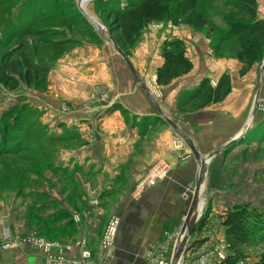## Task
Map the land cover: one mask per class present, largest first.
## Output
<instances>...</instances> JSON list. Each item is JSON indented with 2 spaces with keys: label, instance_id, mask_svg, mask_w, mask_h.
<instances>
[{
  "label": "crops",
  "instance_id": "crops-1",
  "mask_svg": "<svg viewBox=\"0 0 264 264\" xmlns=\"http://www.w3.org/2000/svg\"><path fill=\"white\" fill-rule=\"evenodd\" d=\"M185 37L187 54L193 61V77L185 79L186 87L194 88L206 75H215L217 81L226 71L231 77V91L223 100L194 111H180V120H175L166 106L161 107L197 149L208 154L240 132L247 133L255 82L251 83L249 71L237 74V59L233 57L217 59L216 64L210 61L206 38L192 31ZM71 53L50 65L47 85L43 82L45 87L35 88V97L23 98L25 107H35L41 113L40 124L30 126L32 137L27 134L24 139L25 144L33 139V145L24 146L21 152L49 166L45 173L41 167L37 169L53 201L49 207H37L41 213L49 209L48 226L30 231L36 227L23 222V213L30 212L29 203L36 196L39 200L35 201L41 203V185L37 193L33 188H18L15 192L20 195L12 196L20 201L9 200L8 204L1 199L0 241L6 218L18 244L0 252V264L83 263L84 247L90 251L84 264H154L159 257L174 253L199 164L186 141L165 121L152 116L153 102L111 47L88 46L87 51L76 47ZM128 56L143 79L147 80L149 71L150 75L155 72L153 63H138L135 56ZM231 64L236 71L230 70ZM182 90L185 92L184 87ZM250 123L251 130L260 124L264 130V112L256 108ZM255 140L264 141V136ZM225 153L221 151L208 162L205 185L209 191L213 186L219 188L220 175L226 178ZM159 168L163 172L155 175ZM25 173L20 174L25 177ZM229 183L228 179L220 187ZM30 214L45 220L42 215ZM108 216L117 217L119 223L112 247L106 250L102 237ZM60 218L65 220L56 223ZM210 225L192 238L209 236ZM42 236L53 243L47 251L41 245Z\"/></svg>",
  "mask_w": 264,
  "mask_h": 264
},
{
  "label": "rangeland",
  "instance_id": "rangeland-1",
  "mask_svg": "<svg viewBox=\"0 0 264 264\" xmlns=\"http://www.w3.org/2000/svg\"><path fill=\"white\" fill-rule=\"evenodd\" d=\"M130 1L132 0H80V3L83 9L111 34L110 24L114 17V10L126 6ZM181 1L183 0L170 1L169 15L159 20L146 22L133 44L117 43L128 58V55L135 56L138 63L145 62L146 64L153 63V65H156L155 72L150 75V71L148 70L149 74L146 75L147 80H143L158 104L160 103V107L162 105L166 106V109L171 112L175 120H180L182 117L180 111L186 110V112H190L198 108V104L204 94V89L208 85H215L217 82L215 75H206L200 79L194 88L185 86V79L193 77L191 72L193 61L187 54V45L189 43L185 34L188 31H192L193 34H199L200 37L206 38L208 41L204 46L206 45L207 47V57L216 64L219 59H231V57L237 59L236 54L239 51V42L236 37L228 38L227 32L230 29V24L235 20L252 21L244 7L243 2L245 0H198L197 11L204 16L206 24L202 28L197 29L187 23L181 22L180 19L184 17L181 7L178 8ZM78 2L79 0H0V117L6 111L10 109L14 111L19 105H23V101H25L23 98L25 96L35 97V87L41 81L47 85L48 78L46 81V75L50 65H55L57 61H62L65 56H70L76 47L79 50L84 49L87 51L88 46L100 48L103 45H108L123 60L111 41L105 35L98 32L83 17L78 7ZM254 9L256 16L264 20V0H256ZM176 17L178 19L174 20ZM117 34L118 32H114L111 35L115 39ZM179 48L184 49L185 56L191 61V70L173 78L167 85L159 86L156 83V70L163 62V50L177 52ZM263 55L264 47L261 60L246 69L244 68L246 64L237 59V74L243 76L249 71L251 83H256V72ZM231 65L230 70L236 71V66ZM243 68L244 71L242 72ZM28 71L30 72V79L24 77V74ZM224 73L227 72L225 71ZM2 75H9L12 80L2 81ZM204 82L205 85L203 87ZM45 85L42 83L41 86L45 87ZM183 87L185 92L182 90ZM199 92L201 95L196 96ZM263 92L264 70L260 80L257 105V109L259 108L261 112H264ZM17 102H20V104H17ZM154 110V115L152 116L164 121L155 106ZM18 111L11 114L10 117L1 118V125L3 126L1 129L3 131L0 133V141H3L5 148L14 145L13 148L15 149L16 147H28V145H33L34 143L33 139H31L25 144L24 139L27 134L32 137L30 126L40 124L41 119H39V116L41 113H37L38 110L35 107L29 106L28 108L27 106L21 112L20 117L16 119ZM28 126L29 128L27 129ZM252 126L251 123V129ZM250 128L248 127L246 129V131L248 130L247 133L243 134L237 142L233 143L225 153L227 154V158L225 157V159L228 160V165L225 169L226 178L220 175L218 177L219 188L213 186L211 191L207 190L205 185V195L201 198L202 204L199 209L200 214L197 227L200 223L203 224L201 228L195 230L190 242L192 243L194 239L192 237L199 236L202 232L200 230L206 223H211L208 229L210 235L204 236L206 238H197L194 242L195 244L193 243L189 247L193 250L197 249L200 245L206 246L216 258L212 257L213 264H225V259L219 258L218 253H216L221 249L225 250L227 256L232 254L225 241V228L222 221L223 213L238 202H247L250 204L251 209L260 214L259 224L263 229L255 232L241 246L243 256L235 264H264V141L258 142L255 140L256 136H264V130L263 124H260L255 130H251ZM15 149L0 151V200L4 199L5 203L10 204L9 200H13V202L19 200L14 199L12 196L20 195L15 192L18 188H33L34 193H37L41 185V192H44L43 195L39 196L41 203L35 201L39 200V198L37 199L38 196L35 197L33 202L38 205L37 207L39 205L49 207L48 205L53 201L51 202V199L48 198V187H46L43 181L44 176H40L37 173L39 167H41L39 169L44 171V173L49 171L48 164L32 156H27L23 152L22 155H15ZM22 172L23 174L26 172V181H24L25 177H22L20 174ZM162 172V168L154 170L155 175L157 173L159 175ZM31 177L34 179H31ZM228 179L230 183L221 188L220 184L223 186L224 182ZM46 197L48 199L42 200ZM37 207L34 211L30 210L29 214H27L28 211L23 213L25 220L30 221L23 222L36 227L35 229L29 228L30 231L40 229L39 225L46 227L49 223L46 221L50 219L49 209L41 213L40 210H37ZM30 213L42 215V218L45 220L41 221L33 218ZM112 217L108 216L106 218L104 231H106L109 220ZM62 220H65V218H60L56 223ZM251 220L252 218H250ZM36 221L38 224H36ZM177 233L179 235V232ZM41 238L45 242H48L45 239H50L45 236ZM102 246L106 250L109 249L104 244ZM188 250L189 248L185 251V254ZM171 256L159 257L154 264H157L161 258L170 261Z\"/></svg>",
  "mask_w": 264,
  "mask_h": 264
},
{
  "label": "trees",
  "instance_id": "trees-1",
  "mask_svg": "<svg viewBox=\"0 0 264 264\" xmlns=\"http://www.w3.org/2000/svg\"><path fill=\"white\" fill-rule=\"evenodd\" d=\"M170 1L172 0H132L126 6L114 10V17L110 24V32L111 34L118 32L119 35L117 34L115 41L117 43L124 42L128 45L133 44L146 22L159 20L170 14ZM197 2L198 0H183L179 3L178 8L181 7V12L184 14V17L180 19L181 22L187 23L198 29L206 24V20L204 16L197 11ZM255 3L256 0H245V2H243L252 21L235 20L230 24V29L227 32L228 38L236 37L238 39L239 51L236 54V58L240 62L246 64L244 67L245 69L261 60L264 47V20L256 16V11L254 9ZM177 19L178 17L174 20ZM162 57L163 62L156 70V83L159 86L167 85L173 78L190 71L192 68V63L185 56L183 48H179L177 52L163 50ZM29 73V71L25 73L24 77L30 79ZM9 79L12 80L9 75H2V81L6 82ZM42 83L43 81L35 88L40 87ZM204 85L205 82L203 83V87ZM230 91L231 77L228 73H223L220 75L215 85H208L204 89V94L198 107L201 108L217 103L223 100ZM200 95L201 93L199 92L196 96ZM18 103L20 104V102H17V104ZM19 107L14 111L12 109L6 111L3 116L0 117V133L3 131L1 129L3 128L1 125V118L10 117L11 114L19 110L16 115V119H18L25 105H19ZM14 146L5 148L3 141H0V151L15 149L13 148ZM23 150V147L22 150L21 147H16L15 154L19 152L22 153L21 151ZM29 204V210H35L38 206L33 201ZM250 218H252L251 221ZM259 222L260 214L254 209H251L250 204L247 202H238L223 213L222 224L225 228L224 237L228 249L232 252V254H229L225 258V264H235V262L243 256L241 246L245 244L255 232L263 229ZM202 224L203 223H200L197 228H201Z\"/></svg>",
  "mask_w": 264,
  "mask_h": 264
},
{
  "label": "water",
  "instance_id": "water-1",
  "mask_svg": "<svg viewBox=\"0 0 264 264\" xmlns=\"http://www.w3.org/2000/svg\"><path fill=\"white\" fill-rule=\"evenodd\" d=\"M78 7L80 9V12L82 13L83 17L101 34L105 35L113 44L116 51L121 55L125 63L127 64L128 68L130 69L132 75L134 76L135 80L139 83L141 89L144 91V93L148 96V98L153 102L154 106L156 107L158 113L161 115V117L164 119V121L170 125L175 132H177L189 145L194 157L196 158L198 164H199V172H198V178L196 181L194 194L192 197L191 205L189 207L188 212L186 213L183 224L181 226V230L179 233V236L176 241V246L174 249V253L171 258V264H177L182 253L184 252L186 245L197 229V223L199 220V209L202 204V196H204V187H205V180H206V174H207V166L210 159L217 154H219L221 151H227V149L235 142L239 140V138L242 136L243 132H240L238 135L232 137L225 143H223L219 148L215 149L214 151L203 154L201 153L193 141L185 134V132L177 125V123L171 119L169 116L165 114V112L161 109L160 105L156 101V99L153 97L151 92L148 89L147 84L143 80V78L140 76L130 59L127 57V55L123 52V50L119 47L115 39L112 37V35L106 31L91 15H89L81 6L80 0L78 2ZM264 70V55L262 58V61L260 62V65L257 69V76H256V83H255V90H254V97L252 101V107L250 111V117L249 122L247 126H249L252 121V118L255 114V110L258 105L259 100V87H260V80L262 76V72ZM246 132V131H245Z\"/></svg>",
  "mask_w": 264,
  "mask_h": 264
},
{
  "label": "built area",
  "instance_id": "built-area-1",
  "mask_svg": "<svg viewBox=\"0 0 264 264\" xmlns=\"http://www.w3.org/2000/svg\"><path fill=\"white\" fill-rule=\"evenodd\" d=\"M181 141H182L181 138L178 139V141H177L178 145H180ZM148 183L152 184L153 183L152 179H149ZM2 221H3L2 222L3 229L1 231L0 252L5 250V249L14 248L18 244V239L12 236L11 226H9V220L4 218ZM118 223H119V219L117 217H112L109 220L106 231H104V233H103L102 244H104V246L108 247L109 249L112 246L115 231L117 230ZM178 236L179 235L177 234V238H178ZM190 240H192V239H189V241L186 245V248H185L184 252L182 253L177 264H213L212 263L213 258L214 259H216V258L214 257L212 251H209L207 249V247L204 245H200L197 247V249L191 250V248L189 246H191L195 242V240H197V239H193L192 243L190 242ZM41 243H42L41 245L43 246L44 250H46V251L49 249L50 246L53 245V243L45 242L43 240ZM78 245L81 246V243H79ZM188 248H189V250L185 254V251ZM109 249H107V250H109ZM216 253H218V257L221 259H225V257L227 256V253L225 252L224 249H221L220 251H218ZM89 256H90V251L86 247H84V249L81 253V260L83 261V263L80 261V262H78V264L86 263ZM171 258H170V261H167L164 258H161L158 261V263L157 262L156 263L157 264H171Z\"/></svg>",
  "mask_w": 264,
  "mask_h": 264
},
{
  "label": "bare ground",
  "instance_id": "bare-ground-1",
  "mask_svg": "<svg viewBox=\"0 0 264 264\" xmlns=\"http://www.w3.org/2000/svg\"><path fill=\"white\" fill-rule=\"evenodd\" d=\"M84 4V2H82Z\"/></svg>",
  "mask_w": 264,
  "mask_h": 264
}]
</instances>
